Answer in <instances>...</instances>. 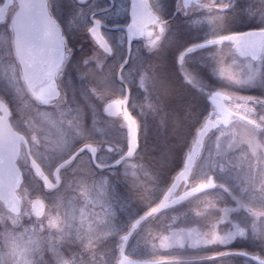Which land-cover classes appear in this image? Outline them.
<instances>
[{"label": "trees", "instance_id": "1", "mask_svg": "<svg viewBox=\"0 0 264 264\" xmlns=\"http://www.w3.org/2000/svg\"><path fill=\"white\" fill-rule=\"evenodd\" d=\"M56 1L58 4L71 3V0ZM229 3L230 0H217V5ZM166 4L168 5L162 8L161 15L163 19H170L173 8L169 0H166ZM75 6V3L72 4L73 10L79 12L80 8L75 9ZM64 9L66 10L64 12L65 16L64 13H61L63 9L60 13L55 12V15L62 24L67 46L74 53L71 59L68 60L65 66V74L61 79L64 96L68 106L80 115L82 120L81 129L85 135H89L88 133L95 134L94 120H101L100 139L98 140L94 137L81 139L75 143V148L78 149L85 144L98 145L99 150L96 162L103 166L112 164L125 152L124 133L115 128V124L105 117L99 107L96 106L93 92L95 90L102 91L103 88H110L113 91L117 89L118 93H115L119 94V96L124 95L125 89L129 91L127 108L137 125V148L132 156L121 164L105 167L102 170L94 167L88 154L77 156L71 164L75 163L73 165L75 170L70 172L72 175L68 174L66 168L62 170L60 172L61 181L59 187L45 195L42 191V184L35 174H32L33 171H30L26 155L22 153L18 161L19 168L23 173L22 189L28 190L31 187L29 193L31 197L47 196L45 203L48 205V196L56 197L67 191L64 188L67 177L68 179L72 177L78 183H90L92 179L105 178L107 185L109 184L111 188L114 219L120 226H127L156 206L160 201L175 175L181 170L190 146L203 122L213 111L204 93L194 89L181 76L180 67L177 63V54L192 44L200 43L210 35L227 36L233 32L251 30L250 27L253 24L240 20H234L232 23L226 24L223 20L214 19V17L221 14L219 12H215V16L213 15L209 19L207 17L203 19L201 18L202 16H199V18L195 19L199 23L192 24L186 22L190 19L177 14L168 24L167 33L162 38L159 48L152 51L150 56L145 57L144 63L138 65L136 72L129 75L127 69L133 63L131 55H136V45L133 44L131 55L127 56L126 47L121 46L115 38L114 40L111 39L112 54L103 69H95L92 65L86 66L87 57L93 49V47L90 48L89 37L83 24L87 22V17H84L83 22L78 21L80 26L77 30L70 31L67 24L70 21V15L68 16L69 8L65 7ZM109 25L113 26V24ZM228 28H231V31H228ZM111 34L114 36L115 33ZM139 55H145L143 48L140 49ZM203 56L204 54L200 52L189 56L187 60L191 63L189 65L190 69L194 68V74L198 73L197 76L207 81L210 88H213L212 90L225 89L222 85L216 84L211 76L199 67L198 62ZM125 59L128 60V63L123 65L124 71H120L121 64ZM144 73L148 76L149 81L146 88L148 91L145 93L139 88L140 78ZM262 76H264V72ZM262 78L263 84H261L260 88L247 91L226 90L252 100L263 101L264 103V77ZM4 97L12 108L13 102L10 96L4 95ZM108 147L111 148V152L107 151ZM30 153L35 158V154H32L31 151ZM99 153L107 154L108 160L104 163L101 162ZM82 155H84L83 158ZM126 163L130 164L129 171L122 168ZM251 163L248 160L247 167L251 166ZM240 169L242 173L245 170L247 171V169L248 171L252 170V168L246 169L244 165ZM258 174L257 172V180ZM234 176L238 182L241 173L236 170ZM72 178L70 179L71 181ZM238 183L242 182L239 181ZM70 191H73V196L78 195L77 192L79 193V189L70 188ZM257 191L252 195L251 207L242 209L240 214L249 223H257L260 231L264 232V185H260ZM216 194L223 198L222 204L214 205L211 203L213 207L211 212H203L201 206H197L202 197L216 196ZM224 202L226 205H224ZM234 202L233 197L218 188L191 198L182 205L163 212L143 223L130 239L126 254L130 258L140 260L174 259L179 262L183 260L192 261L194 264L195 259L196 264H254L236 253L246 252L264 259V238H259L257 241L240 239L232 244L230 243L228 246L213 244L195 250L193 248L161 250L159 247H151L148 243V241H152V243L158 244L162 234L168 232L173 218L177 219L178 225L176 227L180 226V224L189 228L192 226L201 228L207 225L209 227L208 230H210L213 224L223 221L221 209L225 206H234ZM194 207L198 208L197 211L201 213L199 216H193L194 211H192L191 215L189 214V210ZM119 232L120 234L124 233V231ZM1 235L2 229L0 226V238ZM1 249L2 242L0 241V252ZM77 250L72 244H63L61 249L68 258L76 254ZM212 256L219 257L209 259Z\"/></svg>", "mask_w": 264, "mask_h": 264}, {"label": "rangeland", "instance_id": "2", "mask_svg": "<svg viewBox=\"0 0 264 264\" xmlns=\"http://www.w3.org/2000/svg\"><path fill=\"white\" fill-rule=\"evenodd\" d=\"M156 1L149 0V3L154 6V4L157 5ZM203 1L205 5L211 6L204 7V10L201 11L202 13L194 10V19L192 18L193 16H190V12V20H195L199 16H202L201 18L203 19L205 17L209 19L215 14L216 0ZM56 2V0H51V5H55ZM1 4L2 0H0ZM14 11L15 4H11L6 19L0 28V98L9 104L4 95L10 96L13 102L12 112L16 114L15 124L27 133L32 154H35V159L42 169L50 171L48 173L43 169L45 174L51 178L56 164L77 149L75 148V143L88 137L96 138V135L94 133L85 135L82 132L81 117L68 106L61 82L58 85L62 96L52 103L39 102L32 98L26 90L19 68L16 65L12 48L11 22ZM207 11L209 13L208 16L205 15ZM159 13L157 12L162 17L161 11ZM179 15L184 17L182 13ZM119 20L115 19L114 22ZM69 22L67 23L68 25ZM192 26L194 27V25ZM215 37L217 36L210 35L198 44H202L206 40H212ZM92 44L90 62L95 69L102 70L109 57L95 45L93 40ZM224 44L229 46L231 44L225 41L219 46L222 52L225 53V63L227 64L231 61L230 56L227 55L229 48H225ZM196 52L204 54L198 64L201 69L209 74V68L215 66L213 54L217 52V46L205 45L203 49L193 51L192 54ZM187 58L184 65L186 75L182 73L181 68L180 74L194 89L204 93L207 102L213 110L208 118L213 119L217 115L209 99H207L209 91L208 89H201L195 81L190 79L195 74L194 68L190 69L189 65L191 63ZM247 59L252 66V75L255 76L254 86L241 87L230 80L214 78L209 74L216 84H220L225 88L214 90L212 88L211 90L229 96L228 107L240 117H235L227 128H220L209 134L188 181L182 184L176 193L177 195L182 194L196 185L206 183L205 167L210 166L213 159L223 155V160H219L216 167L217 169L223 167L226 170L225 175L228 179L225 180L224 175H216L214 180L215 188L223 190L219 187L220 184L228 186L236 194L234 206L222 208L223 221L213 224L210 230H208L209 227L207 225L201 228L198 226L189 228L180 224V226L176 227L178 225L177 219H171L168 232L162 234L159 241L170 237L171 242L175 243L176 238L179 237L182 246L162 248L157 244V247L161 250H179L184 248H193L195 250L213 244L228 246L230 243L232 244L240 239L257 241L259 238H264V232L260 231L258 224L255 222L249 223L240 214L242 209L251 207L253 193L255 191L258 192L260 185H264V103L263 101L252 100L226 90L247 91L261 87L264 67L260 66L258 61L253 62L249 58ZM201 61H203V65L200 63ZM241 73L243 78H248L249 70L247 68L241 69ZM196 78L204 81L200 76ZM148 83V76L145 73L142 74L139 82V88L142 92L148 91L146 89ZM115 92L118 93V90L114 89L113 91L110 88H103L102 91L95 90L93 92L96 106L102 112L106 105L123 99L124 95L119 96ZM99 120L95 119L94 121L98 122ZM110 120L115 124V128L124 133V151H126L128 146L127 124L122 116H116ZM96 139L99 140L100 137ZM91 145L99 150L98 145ZM84 155H82V158ZM99 160L103 163L107 161V154L99 153ZM248 160L252 162L249 167H247ZM73 165L66 167L68 174L75 170ZM243 165L246 169L252 168V170L248 171L247 169V171L245 170L242 173L240 167H243ZM122 168L129 171L130 164L126 163ZM236 170L241 173L239 181L242 183L236 181L234 176ZM30 171L32 172L31 169ZM257 172L259 173L258 180L256 178ZM70 179L67 177L65 181L64 188L67 190L65 193L56 197L48 196L49 204L45 206V213L39 220L33 217L29 204L34 198L41 199L45 203L47 196L44 197V195L48 194L49 191L43 187L44 195L42 194L43 196L38 197H31L29 194L31 187L28 190L20 189L18 191L21 203V211L18 216H12L7 213L0 203V226L2 229L0 264H117L122 239L133 222L127 226H120L114 219L111 188L109 184L107 185L105 178L92 179L90 183H78L73 178L72 182ZM70 188L79 189L78 195L73 196L72 192L74 190L70 191ZM244 189L247 191L245 192ZM222 199L217 194L216 196H204L197 203V206L200 205L203 212H211L213 210L211 203L214 205L222 204ZM224 205H226L225 202ZM197 210L198 208L194 207L189 210V214L191 215L192 211H194L192 215L195 217L199 216L201 213ZM119 231H124V233L120 234ZM227 237H231V240L225 244L223 241ZM165 242L167 243L168 241L165 240ZM63 244H72L75 250L78 249L77 253L68 258L61 251ZM172 264L193 263L192 261L183 260ZM194 264H196L195 259Z\"/></svg>", "mask_w": 264, "mask_h": 264}, {"label": "water", "instance_id": "3", "mask_svg": "<svg viewBox=\"0 0 264 264\" xmlns=\"http://www.w3.org/2000/svg\"><path fill=\"white\" fill-rule=\"evenodd\" d=\"M11 0H4L0 6V22L3 20L6 11L9 7ZM17 4V10L12 21V34H13V48L16 54V58L20 67L21 76L30 94L39 100H54L59 97V90L55 81V73L60 64L58 57L52 50L45 48H37L29 43V38L33 36L38 30L47 31L55 26V31L52 33V40L55 42L57 36L61 39V33L58 25L51 19L46 0H15ZM76 2L80 3L79 0ZM115 29L124 32L122 26H118ZM250 31V30H249ZM230 44L231 41H227ZM98 45L105 51L104 45L98 43ZM253 45H250L252 47ZM251 60L256 61L251 56ZM224 99L222 103L227 108V123L223 118L218 119L219 113L217 112V103L221 101L217 100L213 102L209 99L212 107L216 111V117L213 119H207L201 129L198 131L197 136L191 146V149L185 159L181 171L174 177V180L160 202L146 214L138 218L130 226L129 231L124 236L122 244L119 250V259L117 264H143L144 261L133 260L125 255V247L132 235L138 230L143 222L150 217L171 209L185 200L199 195L201 193L213 190L215 187L201 185H207L206 183L195 186L192 190L185 194H180L173 197L177 192L179 186L186 182L191 174V170L197 160L207 135L220 127L226 128L232 117L236 114L226 105L229 101V96ZM127 94L124 101L116 104H108L104 108V114L107 116H116L121 112H127L126 110ZM117 108L119 111H117ZM0 112L2 113L1 125L5 133L0 130V202L4 205L5 209L12 215H18L20 212V203L17 195L22 184V174L16 165V158L18 155V145L23 144L27 150L26 142L23 137L12 131L7 123V111L4 104L0 101ZM128 113V112H127ZM129 115V114H128ZM127 124L128 121L126 120ZM136 130L135 136H132V129L128 127V149L126 154L117 160L114 164H118L124 159L128 158L136 149ZM82 151H87L92 158L95 156V149L91 145H85L80 148L76 154L60 163L54 171L55 183H51L47 176L41 171L38 165L30 158V164L35 171L38 178L44 184L47 189H55L59 185L58 173L61 169L67 166L74 159L75 155ZM30 210L33 216L37 219L43 217L45 213V204L41 199H34L30 202ZM238 255L247 258L255 264H264V260L258 256L248 253H238ZM153 264H167L172 263V260L158 259L152 260Z\"/></svg>", "mask_w": 264, "mask_h": 264}, {"label": "snow or ice", "instance_id": "4", "mask_svg": "<svg viewBox=\"0 0 264 264\" xmlns=\"http://www.w3.org/2000/svg\"><path fill=\"white\" fill-rule=\"evenodd\" d=\"M80 4H84L87 0H79ZM95 2V0H93ZM75 0H71L70 4H59L58 7L63 9L69 8L70 23L69 30H77L80 26L79 22L84 21L83 9L76 12L72 8V4ZM193 4H199V0H176L175 7L176 11L182 13L185 17L190 15V6ZM115 5L114 17L115 19H122L127 16L122 27L124 32L118 37V43L121 46H126L129 54L131 55L133 44L136 45V55H131L133 61L132 65L127 69L129 75L136 72L138 65L143 64L145 57L150 56L152 51L159 48V43L162 37L167 33L169 27L168 23L162 19L160 15L153 12L152 6L149 0H110L107 7L103 11L107 12L112 6ZM211 5H203L202 7H210ZM218 8H222L223 11L219 16L214 19L223 20L226 24L232 23L234 20L246 21L253 24L250 31L247 32H233L230 36H217L212 40H206L202 44H194L186 47L179 51L177 54V63L180 66L182 73L184 72V65L186 63V57L191 56L193 51L201 50L205 45H216L217 52L213 54L215 58V66L209 68V74L214 78L227 79L238 86H254L255 76L252 75V66L248 61V57L251 56L257 60L260 66L264 67V0H230L229 4L217 5ZM163 5L157 12L161 11ZM188 23L196 24L199 23L197 20L186 21ZM106 23L96 17L95 11H92L87 16V22L83 23L86 31L92 36V38L98 43L105 46L106 51H112L108 48V43L102 36V28ZM231 31V28L227 29ZM55 31L53 25L47 31H37L33 36L29 38V43L37 48H45L52 50L58 57V60L62 62L65 59L66 50V39H60L57 36L55 42L52 40V33ZM225 41H231V45L224 44L225 48H229L227 55L230 56V63H225V53L220 49V45ZM250 45H253L250 47ZM143 48L145 55L140 56V49ZM74 55L70 50L68 51V59ZM128 60L125 59L120 67V71H124V64H127ZM203 65V61L200 62ZM247 68L249 70L248 78H243L241 69ZM197 75L190 77L191 80L195 81L201 89H208L209 95L207 99L213 102L219 100L217 103V112L219 113L218 119L223 118L224 122L227 123V108L222 103L224 99L228 97L224 96L220 92H214L211 90L207 81L197 80ZM119 103V102H117ZM117 111L119 109L117 108ZM125 120L128 121V126L132 129V136H135V122L128 115L127 112L124 114ZM223 151V150H221ZM224 156L219 155L217 159H213L210 166H206L204 171L207 175V185H201V187L212 186L215 187V176L224 175L225 180L228 177L225 175L226 170L221 167L217 169L216 165L219 160H223ZM224 192H227L229 196L235 199L236 194L230 190L225 184H220ZM246 192L247 190L244 189ZM239 203V201H237ZM165 240L168 242L166 243ZM158 242V246L162 248L182 246L180 238H176V242L172 243L171 238H165ZM231 240V237L224 239V243L227 244ZM151 247L156 248L157 244L148 241ZM143 264H153V261H144Z\"/></svg>", "mask_w": 264, "mask_h": 264}, {"label": "flooded vegetation", "instance_id": "5", "mask_svg": "<svg viewBox=\"0 0 264 264\" xmlns=\"http://www.w3.org/2000/svg\"><path fill=\"white\" fill-rule=\"evenodd\" d=\"M47 2H48V7H49V12H50L51 17L54 19L56 24H58V26H59V28L61 30L62 39H66L65 32L63 30L62 24L56 18V15H55V12H57V13L59 12L60 13L62 9H60L58 7L59 4L57 2H56L55 5H51V0H47ZM109 2H110V0H95V2H93V0H87L86 3L80 4V3L76 2V0H75L76 6L74 8L75 9H79V8L83 9L84 17H87L92 11H95L96 17L106 21V23L104 24V26H103V28L101 30L102 31V36L107 42H109L108 43V48H110L112 50L111 39L114 40V38H115L118 41L119 35H121L123 33V32H121L119 30L114 29V28L118 27V26H122L124 24L125 20L127 19V16H125V18L120 19L118 22H114L115 18H112V17H114L115 5H113L112 8H110L107 12L103 11V9L108 6ZM156 2H157L156 3L157 5H155V4H154V6L151 5L152 9H153V12L155 14H157V9H160L161 5H163V7H166V5H168V4H166V0H157ZM169 2H171V6L173 8V12H172V16H171L170 19H167V20L163 19L167 23H170V21H172L171 20L172 18L176 17L177 14H180V12L176 11V7H175L176 0H169ZM181 2H182V0H181ZM12 4H15V10H16V3L14 1H12ZM203 5H205L204 1L203 0H199V4H193V5L190 6V12H191L190 16H193L192 17L193 19H194V10L195 11H199V12L203 11L204 10V7H202ZM214 9L219 11V12H221V13L223 11L222 8H218V7H214ZM64 12H66V10L63 8V12H61V13H64ZM67 13H68V11H67ZM64 16H65V13H64ZM68 16H69V14H68ZM190 16H188V17H190ZM188 17H185V18H188ZM109 24H113V26H110ZM113 32L115 33L114 36H112V34H111ZM87 35H88L89 41H90V43H89L90 44V48L93 47L92 40L94 41L95 45L97 46L98 42L95 41L88 32H87ZM97 47L101 49V47L99 45ZM66 50H67V46H66ZM66 50H65V56H66ZM109 52H112V51H108L107 53L106 52H104V53L109 54ZM126 54L127 55L129 54L127 48H126ZM91 56H92V52H90L89 56L87 57L86 62L84 61L86 66L92 65V63L90 62ZM63 62H64V60L62 61V64L59 66V68L57 69V72H59V70L61 69V67L63 65ZM6 106H7V110H8V117L7 118H8V124H9L10 128L14 132H16L17 134L22 135L24 137V139L26 140V142L28 143V145H29V140H28L27 133L22 131L15 124V121H13V120H15L16 115L12 116L11 108L7 104H6ZM1 117H2V115H1V112H0V130L3 133H5V131L3 130V127L1 125ZM100 124H101V120H99L98 122L97 121L95 122V128H96L95 135H96V138H99L101 136V125ZM18 148H19V152H20V155H21V152L23 150V146L20 144L18 146ZM96 151H97V149H96ZM75 152H76V150L73 151L72 154H74ZM72 154H70V156ZM81 154H78L77 156H79ZM96 154H97V152H96ZM77 156L75 158H77ZM27 162H28V166H30V163H29L28 159H27ZM91 162H92V164H94L96 162V158H95V161H93L91 159ZM48 178H49L50 182L55 183V180H54L53 176L51 178L48 176ZM58 178H60V177H58Z\"/></svg>", "mask_w": 264, "mask_h": 264}]
</instances>
